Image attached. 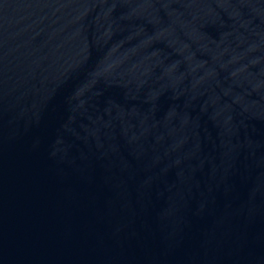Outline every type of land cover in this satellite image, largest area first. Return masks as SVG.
<instances>
[{
	"label": "water",
	"instance_id": "1",
	"mask_svg": "<svg viewBox=\"0 0 264 264\" xmlns=\"http://www.w3.org/2000/svg\"><path fill=\"white\" fill-rule=\"evenodd\" d=\"M0 264H264V0H0Z\"/></svg>",
	"mask_w": 264,
	"mask_h": 264
}]
</instances>
